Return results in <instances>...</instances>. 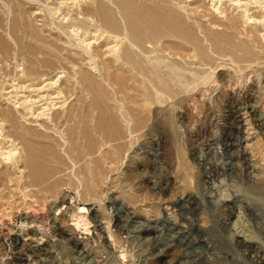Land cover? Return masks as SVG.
<instances>
[{"label":"rangeland","instance_id":"rangeland-1","mask_svg":"<svg viewBox=\"0 0 264 264\" xmlns=\"http://www.w3.org/2000/svg\"><path fill=\"white\" fill-rule=\"evenodd\" d=\"M63 1L0 0V264H264V0H131L180 12L203 49L177 37L172 50L158 43L147 62L175 86L154 102L142 100L143 77L119 69L122 60L115 78L104 72L115 56L107 47L141 53L118 3ZM100 1L120 30L84 11ZM214 34L233 47L216 48ZM23 136L42 151L48 174L39 184L29 179ZM77 199L87 203L82 213Z\"/></svg>","mask_w":264,"mask_h":264},{"label":"bare ground","instance_id":"bare-ground-1","mask_svg":"<svg viewBox=\"0 0 264 264\" xmlns=\"http://www.w3.org/2000/svg\"><path fill=\"white\" fill-rule=\"evenodd\" d=\"M76 1V0H75ZM75 1H71V0H65V1H63L62 3L64 4V3H66V5H68L69 3L71 4L72 2H73V4H74V6H75V3H77V1L75 2ZM86 0H78V3L79 2H85ZM117 3H118V5H119V7L122 9V12H123V15H124V17L126 18V21H127V26H128V29H129V35H130V39H131V41H132V43L135 45V46H137L138 47V49H140L141 51V53L140 54H136L133 50H132V47L130 48L128 45H126V44H122V46L121 45H116L117 47H115V46H109V47H107L104 51L105 52H109V53H112L113 55H115L114 56V58L112 59H109V58H107L106 59V68H105V70H104V72L109 76L110 75V72L113 70V64L115 65L116 64V62H118V61H120V60H122V63L119 65V69H123V70H125L126 72H134V71H137L138 72V74H140L141 76H139V77H143V80L141 81L140 80V82H136V83H138L139 85H137V86H139V90H140V96H141V98H142V100L144 101V102H147V101H150V102H154V101H158V100H160V97L158 96V94H160V93H162V92H168L169 93V91H172L173 89H174V86H175V84H174V81L172 80V79H170V77H168L167 78V76H164V74H162L161 73V71H160V67H159V65H158V63H156L155 62V60L154 61H150V62H147V59H146V57H148L149 58V55L152 53V51L154 50H157V45H158V43H162V45H161V49L160 50H172V48H174V47H171L172 45L174 46L176 43L174 42H170V44H167V43H169L168 42V40H170V39H172V38H178V39H180L181 41H182V43L183 42H185L186 43V46L188 45L187 43H189L190 45H192L196 50H197V52L198 53H200V55H201V53L203 54V49H201V45H200V43H199V36L197 37L195 34H197L196 32H195V34H194V32H193V28H191L187 23H184V20H183V18H182V15H180L179 13H176L175 11H173V10H168V9H165V8H162V7H159V6H150V7H144V6H140V5H136L135 3H133L131 0H115ZM77 3V5H80V3L78 4ZM58 5V4H57ZM62 5V4H61ZM88 5V4H87ZM91 6V4H89V7L88 8H84V11L87 13V14H98L99 15V17L101 18V20L104 22V24L106 25L105 27L108 29H111V30H115V31H117V30H120V24H119V22L117 21V19H116V17H115V15H114V13L110 10V8L109 7H107V5L104 3V2H102V1H100V2H98V4H97V6H96V8H91L90 7ZM59 7V6H58ZM61 7V6H60ZM59 7V8H60ZM63 7V6H62ZM61 7V8H62ZM79 6H77V8H78ZM85 7V6H84ZM76 8V9H77ZM79 9V8H78ZM83 10V9H82ZM33 14V13H32ZM50 16V15H49ZM184 16V15H183ZM64 17V16H63ZM19 26V25H18ZM18 26H17V28H18ZM100 26V25H99ZM20 27V26H19ZM35 27V26H34ZM33 26H32V28L33 29H36V30H38L37 28H34ZM71 27V26H70ZM103 28H104V26H103ZM102 30V29H101ZM200 30V29H199ZM208 30V29H207ZM18 31H19V29H18ZM209 31H212V30H209ZM214 31V30H213ZM91 32V31H90ZM89 32V33H90ZM98 32V31H97ZM42 33V32H41ZM107 33V32H106ZM211 33V32H210ZM222 33V32H221ZM17 34V33H16ZM39 34V33H38ZM43 34V33H42ZM110 34V33H109ZM112 34V33H111ZM128 34V33H127ZM35 35V34H34ZM95 35H96V33H95ZM100 35H102L101 33H100ZM37 36V35H36ZM41 35H39V37H40ZM85 36V35H84ZM38 37V38H39ZM42 37V36H41ZM55 37V36H54ZM59 37V36H58ZM86 37V36H85ZM90 37H91V35H90ZM115 36H109V38H112L111 40L113 41V38H114ZM172 37V38H171ZM37 38V37H36ZM51 38V37H50ZM104 38V37H103ZM211 40H212V44H214L215 46H216V48H224V50H226L227 49V47H229V49H231L230 47L232 46L231 44H230V42H229V40H228V37H226V36H224V34L221 36V35H217V34H214V35H211ZM41 39V38H40ZM100 39V38H99ZM117 39V38H116ZM177 39V40H178ZM2 40V39H1ZM39 40V39H38ZM56 40V39H55ZM59 40V39H58ZM42 41V40H41ZM44 41V40H43ZM87 41V40H86ZM179 41V40H178ZM1 42V41H0ZM3 42V41H2ZM1 42V43H2ZM40 42V41H39ZM56 42V41H55ZM54 42V43H55ZM118 42V44L119 43H121L122 41L121 40H118L117 41ZM202 42V41H201ZM83 43V42H82ZM90 43V42H89ZM112 43V42H111ZM172 43V44H171ZM181 43V44H182ZM225 43V45H226V47L223 45V44ZM40 44H42V43H40ZM45 44V43H44ZM43 44V45H44ZM92 44V43H91ZM108 44V43H107ZM106 44V45H107ZM179 44H180V42H179ZM236 44V43H235ZM52 45H53V43H52ZM89 45V44H88ZM169 45H171V46H169ZM2 46V45H1ZM8 46V45H7ZM7 46H5V48L7 47ZM42 46V45H41ZM45 46V45H44ZM46 46H48V45H46ZM177 46V45H176ZM43 47V46H42ZM136 47V48H137ZM191 47V46H190ZM190 47H188V48H190ZM233 47V46H232ZM235 47H237V46H235ZM48 48H49V46H48ZM54 49H57V47L55 48V47H53ZM178 48H180V50L183 48V50H185V48L186 49H188L187 47H185V46H182V45H180V47H178ZM178 48H177V50H174V51H176L177 53L179 52V50H178ZM226 48V49H225ZM245 48H246V46H245ZM87 49V48H86ZM135 49V48H134ZM175 49V48H174ZM233 50H234V48H232ZM247 49V48H246ZM7 50V49H6ZM94 50V49H93ZM116 50H119L118 52H119V54L118 53H116ZM2 51H3V47H2ZM36 51V50H35ZM39 51V50H38ZM41 51H43V50H41ZM55 51V50H54ZM90 51V50H89ZM228 51V50H227ZM231 52H232V50H230ZM251 51V50H250ZM37 52V51H36ZM103 53V54H107V53ZM165 52H167V51H165ZM188 52V51H187ZM196 52V51H195ZM229 52V51H228ZM245 52V51H244ZM247 52V51H246ZM44 53V52H43ZM57 53H58V51H57ZM146 55H145V54ZM177 53H175V55H177ZM248 53V52H247ZM247 53H245V54H247ZM250 54V53H249ZM179 55V54H178ZM181 57V56H180ZM175 58H177V56L175 57ZM96 59V58H95ZM157 61V60H156ZM46 62V61H45ZM158 62V61H157ZM46 65H47V63H46ZM118 65V64H117ZM163 67V66H162ZM163 69V68H162ZM165 69V68H164ZM34 70V69H33ZM166 70V69H165ZM125 71H124V73H125ZM171 71V70H170ZM86 74H87V72H86ZM112 74H113V77H114V72H112ZM112 74L110 75V76H112ZM133 74V73H132ZM135 74V73H134ZM176 74V73H175ZM89 75V74H88ZM125 75V74H124ZM123 75V76H124ZM87 76V75H86ZM107 76V77H108ZM127 76V75H126ZM126 76H124V77H126ZM133 76V75H132ZM137 76V75H136ZM175 77H176V75H174ZM129 77V76H128ZM138 77V76H137ZM115 78V77H114ZM114 78H113V80H114ZM127 78V77H126ZM136 78V77H135ZM134 78V79H135ZM90 79V78H89ZM105 79H106V77H105ZM131 79V78H130ZM138 79V78H137ZM137 79H135V80H137ZM116 81V83L117 84H120V85H122V86H124L125 84V82H126V80H125V78H123L122 77V75H118L117 77H116V79H115ZM133 80V79H132ZM178 80V79H177ZM44 81V80H43ZM107 81V80H106ZM49 82V81H48ZM92 82H93V80H92ZM96 82V81H95ZM114 82V81H113ZM115 82H114V84H115ZM40 83V82H39ZM38 83V84H39ZM127 83H128V81H127ZM129 83H130V80H129ZM35 84V83H34ZM37 84V85H38ZM45 84V83H44ZM89 84V83H88ZM124 84V85H123ZM43 85V84H42ZM116 85V84H115ZM25 86V85H24ZM36 86V85H35ZM101 87H102V85H100ZM129 86H131L130 84H129ZM28 87V86H27ZM91 87V86H90ZM132 87V86H131ZM49 88V87H48ZM92 88H94V87H92ZM123 88H125V87H123ZM44 89V86H42V87H34V91H37V92H39V94H40V92L42 91ZM50 89V88H49ZM137 89H138V87H137ZM30 90V89H29ZM28 90V91H29ZM46 90V89H45ZM45 90H43V91H45ZM31 91H32V89H31ZM52 91V90H51ZM3 92V91H2ZM1 92V94H3ZM46 92H48V91H46ZM53 92V91H52ZM177 92V91H176ZM7 93V92H6ZM9 93V92H8ZM31 93H33V91L31 92ZM30 93V94H31ZM35 93V92H34ZM45 93V92H44ZM53 93H55V92H53ZM178 93V92H177ZM25 95V94H24ZM33 95V94H32ZM32 95H28V96H26V99L28 100V98H30V97H32ZM37 95V94H36ZM18 96H19V94H18ZM35 96V95H34ZM33 96V97H34ZM47 95H40L39 96V98L41 99L40 101H43V98L44 97H46ZM17 97V96H16ZM50 97V96H49ZM48 97V98H49ZM13 98V97H12ZM19 98V97H18ZM21 98V97H20ZM23 98H24V96H23ZM38 98V97H37ZM51 98V97H50ZM2 99V98H1ZM7 99V98H6ZM11 99V98H10ZM10 99H8L7 101H10ZM14 99V98H13ZM25 99V98H24ZM31 99V98H30ZM140 99V98H139ZM39 100V99H38ZM38 100H33L34 102H38ZM4 101V100H3ZM11 101H13V100H11ZM11 101L9 102V103H11ZM18 101V100H17ZM22 101V100H21ZM26 101V100H25ZM28 101H30V100H28ZM24 102V101H23ZM33 102V103H34ZM1 103V102H0ZM7 103V102H6ZM5 103V104H6ZM17 104H18V102H16ZM25 103H27V102H25ZM21 104L22 103H20V105L18 104V106H21ZM24 104V103H23ZM51 104V103H50ZM147 104V103H146ZM34 105V104H33ZM145 105V104H144ZM17 106V107H18ZM52 106V105H51ZM146 106V105H145ZM25 107V106H24ZM36 107V106H35ZM61 107V106H60ZM29 108H31V107H29ZM33 108V107H32ZM32 108H31V110H32ZM7 109V108H6ZM24 109V108H23ZM26 109V108H25ZM28 109V108H27ZM40 109V108H39ZM8 111H9V109H7ZM12 111V110H11ZM10 112V111H9ZM13 112V111H12ZM32 112V111H31ZM40 112V111H39ZM5 113H6V111H5ZM5 113H3V115L4 116H6L5 115ZM38 113V112H37ZM14 114V113H13ZM13 114H11V115H13ZM47 114V113H46ZM11 115H10V117H11ZM14 117V116H13ZM42 117V116H41ZM16 118V117H15ZM15 118H9V124L11 123V128H12V130L13 129H18V128H20V123L18 122V121H16L15 120ZM48 118V117H47ZM35 119V118H34ZM3 120V119H2ZM6 121H7V119H6ZM41 121V120H40ZM37 122H39V121H37ZM1 123V122H0ZM6 123V122H5ZM5 123H4V125H5ZM44 123V122H43ZM46 123V122H45ZM102 125H103V123H101ZM113 124V123H112ZM112 124H111V126H112ZM115 124V123H114ZM48 124H46V126H47ZM101 125V126H102ZM107 125V124H106ZM27 126V125H26ZM25 126V127H26ZM35 126V125H34ZM33 126V127H34ZM40 126L42 127V124H40ZM39 126V127H40ZM45 126V125H44ZM104 126H105V124H104ZM103 126V127H104ZM114 126V125H113ZM112 126V127H113ZM3 127V126H2ZM2 127H0V128H2ZM102 127V128H103ZM107 127V129L109 128V125L108 126H106ZM116 127V126H115ZM118 127V126H117ZM29 128V127H28ZM119 128V127H118ZM117 128V129H118ZM25 129V128H24ZM36 129V128H35ZM35 129L33 130V131H35ZM113 130H114V127L112 128ZM31 130V129H30ZM42 130V129H41ZM104 130H106V129H104ZM123 130V129H122ZM29 131V130H28ZM32 131V132H33ZM108 131H109V129H108ZM107 131V132H108ZM120 131V130H119ZM10 132V131H9ZM14 132V131H13ZM27 132V131H26ZM36 132H38V130L36 129ZM44 132V131H43ZM43 132H40V133H43ZM113 133H115V131L113 132ZM112 133V134H113ZM123 133V132H122ZM6 134V133H5ZM17 134V133H16ZM21 134V133H20ZM25 134V133H24ZM31 134V133H30ZM39 134V133H38ZM47 134H49V133H47ZM56 134V133H55ZM73 134V133H72ZM111 134V135H112ZM35 135V134H34ZM114 135H117V134H114ZM14 136H17V135H15L14 134ZM39 136V135H38ZM37 136V138H39V137H41V136H45V135H42V134H40V136L38 137ZM46 136H50V135H46ZM45 136V137H46ZM7 137V136H6ZM10 137H11V134H10ZM18 137H19V139H20V136L18 135ZM17 137V138H18ZM24 137V136H23ZM35 137H36V135H35ZM52 137V136H51ZM16 137H14V139H15ZM32 138H34V137H32ZM6 139V138H5ZM8 139V138H7ZM11 140H12V137H11ZM18 140V139H17ZM8 141H10V138H9V140ZM7 141V142H8ZM13 141V143L10 145V143H9V146H11L12 147V151L14 152H12V154H17L18 155V153L20 154V152L18 151L19 150V147L18 146H16V144L17 143H15V141L14 140H12ZM19 141V140H18ZM17 141V142H18ZM3 142V141H2ZM1 142V143H2ZM6 142V143H7ZM33 141H30L29 140V138H27V137H24V138H22V142L20 141V143H22V146H20V149H22L23 150V152L25 153H27V156H26V154H24V156H26V163H25V165L27 166V168H28V170H29V173L28 172H26V173H28L29 174V176H30V178L29 177H27V178H29V179H33V181H34V183L36 184V182L35 181H37V183L39 184V182L38 181H40V180H42L43 179V177H45L44 175V173H47L46 172V170H45V165H42L38 160L39 159H37V157H39V156H41V153H42V151L40 150V149H38V147H36L35 145H34V143H32ZM47 143H49V142H47ZM3 144V143H2ZM5 144V143H4ZM36 144H38V145H40L39 143H36ZM43 145H44V143H42ZM8 145V144H7ZM18 145V144H17ZM45 145L46 146H48L49 144H46L45 143ZM50 145H51V142H50ZM67 145V144H66ZM41 146V145H40ZM54 146V145H53ZM2 147V146H1ZM10 147V148H11ZM44 147V146H43ZM49 147V146H48ZM52 147V146H51ZM9 148V147H8ZM47 148V147H46ZM53 148V147H52ZM1 149V148H0ZM43 149H45V148H43ZM54 149V148H53ZM4 150V149H3ZM3 150H1V151H3ZM8 150V149H7ZM46 150V149H45ZM50 150V149H49ZM48 150V151H49ZM245 150V149H244ZM0 151V152H1ZM55 151V150H54ZM9 152H10V150H9ZM52 153H53V151H51ZM4 153H6V150H5V152ZM4 153H3V155H4ZM44 153H45V151H44ZM50 153V152H49ZM51 153V154H52ZM8 154V153H7ZM10 154H11V152H10ZM46 154V153H45ZM55 155H56V153H54ZM89 154V153H88ZM93 154V153H92ZM9 155V154H8ZM47 155V154H46ZM53 155V154H52ZM51 155V156H52ZM91 155V154H90ZM21 156V155H20ZM48 156V155H47ZM46 156V157H47ZM4 157V156H3ZM44 157V156H43ZM15 158H16V156H15ZM1 159V158H0ZM2 159H4V158H2ZM2 159H1V161H2ZM6 159V158H5ZM8 159H9V157H8ZM44 159V158H43ZM47 159V158H46ZM16 160V159H15ZM17 161V160H16ZM42 161H44V160H42ZM18 162V161H17ZM25 162V161H24ZM44 162H46V161H44ZM93 162H94V160H93ZM1 163V162H0ZM21 163V162H20ZM96 163V162H95ZM22 164V163H21ZM24 164V163H23ZM44 164V163H43ZM12 165H14V164H12ZM48 165V164H47ZM47 165H46V168H47ZM14 166H16V165H14ZM50 166V165H49ZM92 166V165H91ZM96 166H98V164H96ZM25 168V167H24ZM90 168V167H89ZM99 168V167H98ZM8 169H9V167H8ZM19 169V168H18ZM48 169L49 170H51L52 169V171H54L55 169H53L52 167H51V169L48 167ZM47 169V170H48ZM88 169V168H87ZM93 169H94V167H93ZM27 170V169H26ZM27 170V171H28ZM85 170V169H84ZM95 171H97V170H94V172H93V174L94 173H97V172H95ZM14 172H16V171H14ZM23 172V171H22ZM87 172H89V171H87ZM20 173H21V170H20ZM26 173H25V176H27L26 175ZM82 173H84L83 172V169H82ZM85 173H86V170H85ZM14 174V173H13ZM18 175H19V173H17ZM48 174V173H47ZM46 174V175H47ZM52 174V173H51ZM88 174V173H87ZM0 175H1V173H0ZM21 175H22V173H21ZM85 175V174H84ZM89 175V174H88ZM95 176H96V174H94ZM23 176V175H22ZM9 177V176H8ZM19 177V176H18ZM17 177V178H18ZM84 177V176H83ZM86 177V176H85ZM84 177V181H87V179ZM88 177V176H87ZM4 178V177H3ZM2 178V179H3ZM22 178V177H21ZM21 178H20V180H21ZM46 178V177H45ZM96 178H98V176L96 177ZM5 179V178H4ZM6 179H7V177H6ZM9 179H10V177H9ZM89 179V178H88ZM99 179V178H98ZM23 180V179H22ZM28 180V179H27ZM46 180V179H45ZM95 180V179H94ZM12 181V180H11ZM24 181V180H23ZM22 181V182H23ZM31 181V180H30ZM43 181V180H42ZM90 181V180H89ZM88 181V182H89ZM2 182V181H1ZM17 182V181H16ZM29 183V181H26V182H24L25 184L26 183ZM12 183V182H11ZM18 183H21V182H18ZM95 183H98L97 181L95 182ZM1 185H2V183H0ZM43 184V183H42ZM54 184V183H53ZM56 184V183H55ZM84 184H86V182L84 183ZM91 184V183H90ZM9 185V184H8ZM27 185V184H26ZM52 185V184H51ZM14 186V185H13ZM30 186V185H29ZM37 186V185H36ZM83 186V185H82ZM92 186V185H91ZM90 186V187H91ZM16 187H18V186H16ZM89 187V188H90ZM10 188V187H9ZM13 188V187H12ZM50 188V187H49ZM52 188H53V186H52ZM55 188V187H54ZM84 188H86V187H84ZM20 189V188H19ZM48 189V188H47ZM13 190H16V189H13ZM50 190V189H49ZM81 190V189H80ZM86 190V189H85ZM4 191H5V189H4ZM79 191V190H78ZM77 191V192H78ZM83 191V190H82ZM9 192H10V190H9ZM3 193V192H2ZM1 194V193H0ZM10 194H11V192H10ZM80 194H82V193H80ZM1 197H3V195H1ZM6 197H9V196H6ZM16 197V196H15ZM14 197V198H15ZM67 197V196H66ZM66 197H61L62 198V203L64 202L65 203V201H66ZM81 197V196H80ZM17 199V198H16ZM81 199V198H80ZM80 199H77V200H75V204L74 205H76V206H78V207H76L78 210H79V212H81L82 213V211L85 209V205H87V203L84 201V203L82 204V203H79L78 201L80 200ZM1 200V199H0ZM82 200V199H81ZM59 201V200H58ZM12 202V201H11ZM11 202H9V203H11ZM14 202V201H13ZM12 202V203H13ZM57 202V201H56ZM72 202H74V201H72ZM83 202V201H82ZM6 203V202H5ZM4 203V204H5ZM8 203V202H7ZM6 203V204H7ZM11 203V204H12ZM5 204V205H6ZM10 204V205H11ZM58 204V203H57ZM1 205V204H0ZM17 205V204H16ZM18 205H19V202H18ZM80 205H82V206H80ZM7 206L9 207V205L7 204ZM8 207H7V209H8ZM13 207V206H12ZM19 207V206H18ZM71 207H72V204H71ZM75 207V206H74ZM81 207V208H80ZM0 208H2L1 206H0ZM15 208H16V206H15ZM60 208H62V207H60ZM6 209V210H7ZM59 209V208H58ZM14 210V209H13ZM75 211H76V209H75ZM2 212V211H1ZM0 212V213H1ZM77 212V211H76ZM6 213H7V211H6ZM24 216H25V214H23ZM29 216V215H28ZM82 216H84L83 214H82ZM81 216V217H82ZM19 217V216H18ZM21 218V217H20ZM29 218V217H28ZM31 218V217H30ZM23 219V218H22ZM36 222H38V219H33V217H32V220H30V223L29 224H31V223H36ZM39 224H40V220H39V222H38ZM38 224V225H39ZM21 225H22V227H23V225H26V223L24 224H22L21 223ZM32 225V224H31ZM34 225V224H33ZM36 225V224H35ZM41 225V224H40ZM39 225V226H40ZM42 225H43V222H42ZM18 227V226H17ZM16 227V228H17ZM26 229H29L30 230V228L31 227H29L28 226V223H27V225H26ZM34 227V226H33ZM38 227V226H37ZM25 228V227H24ZM34 229H36V228H34ZM38 230V229H37ZM86 230V229H85ZM38 231H40V230H38ZM21 233H22V230H20V231H18V237L21 235ZM31 233L33 234V235H35L37 232L36 231H34V230H32L31 231ZM38 234V233H37ZM76 235V234H75ZM76 239H78V241L79 240H81V237L80 236H78V235H76ZM17 240H19V238H17ZM26 241V240H25ZM243 242L244 243H248V241L247 240H243ZM250 245V244H249ZM22 246H24V243H23V245ZM23 248V247H22Z\"/></svg>","mask_w":264,"mask_h":264}]
</instances>
